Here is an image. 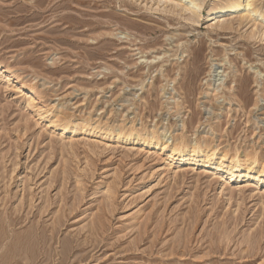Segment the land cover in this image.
Segmentation results:
<instances>
[{"label": "rangeland", "instance_id": "1", "mask_svg": "<svg viewBox=\"0 0 264 264\" xmlns=\"http://www.w3.org/2000/svg\"><path fill=\"white\" fill-rule=\"evenodd\" d=\"M143 1L0 0V264H264L263 183L109 138L263 157L264 43Z\"/></svg>", "mask_w": 264, "mask_h": 264}, {"label": "bare ground", "instance_id": "2", "mask_svg": "<svg viewBox=\"0 0 264 264\" xmlns=\"http://www.w3.org/2000/svg\"><path fill=\"white\" fill-rule=\"evenodd\" d=\"M144 1L147 2V8L148 4L152 3V6L150 5V9L154 11L164 12L166 13V15L169 14L176 17L178 16L180 17V19L184 18L186 21L193 24L199 23V19L201 18L200 11L204 3V0ZM257 1L258 0H230L228 4L225 5V7L220 8L212 14L215 16L213 20L220 19V21H218V26L216 27H219L222 30L224 29V31L229 29L233 31L232 29H236L234 28L233 22L238 21L237 27H241L244 21L250 20L253 23V30L250 31L251 37H249V39L256 38L257 40L258 38L264 43V13L262 14L259 10H257ZM226 17L229 18L227 19ZM251 22H247L249 26ZM219 87L220 86L215 89L219 90ZM53 123L55 124V127H59L62 133L70 132L76 127L71 121L65 119L62 120L59 117H55ZM92 126L90 123H86L82 128L83 133L87 134L88 132L90 133L92 131H95L92 129H95L96 127L94 128ZM104 130L108 131L103 132V134L105 135H107L106 133H109V131L112 132L111 130H108L106 128ZM158 132L157 130H155L149 134H141L134 128L130 130L126 129V131L121 128L116 132L110 133L109 138L114 140L115 143L132 144L134 146H140L145 149H156L160 151V153H167L168 159L172 160V162L175 160L180 162L189 161L195 164H202L204 167L210 168V170L212 169L214 173L226 172L228 174V180L226 179V183L228 184L229 181H233L234 178L236 179V177H240V174L243 173V171L245 175L241 176L253 179L256 182H261L264 184L263 155V157L258 158L256 154L253 155L252 153L247 151H233L234 153H231L230 151L221 152L218 151V148H214L211 145V142L210 144L207 141L199 142L196 139L194 141L188 140L185 135H183L181 140L176 139L170 142L171 138L162 140V137L160 133L158 134ZM93 133L95 134L96 132ZM168 135L169 134L165 132L163 137H167Z\"/></svg>", "mask_w": 264, "mask_h": 264}]
</instances>
